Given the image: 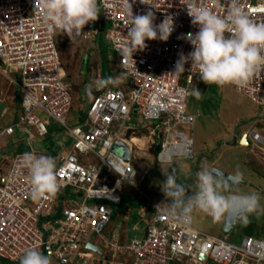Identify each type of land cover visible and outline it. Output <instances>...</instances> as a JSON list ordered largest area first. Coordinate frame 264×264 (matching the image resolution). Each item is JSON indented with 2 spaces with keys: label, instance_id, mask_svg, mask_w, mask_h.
<instances>
[{
  "label": "built area",
  "instance_id": "built-area-1",
  "mask_svg": "<svg viewBox=\"0 0 264 264\" xmlns=\"http://www.w3.org/2000/svg\"><path fill=\"white\" fill-rule=\"evenodd\" d=\"M129 2L134 14L153 12L157 25L173 16L175 30L167 42L146 41V49L123 58L117 49L128 40L127 0H100L102 27L111 24L105 38L116 54L117 75L106 85L98 83L104 78L95 82L97 93L89 106L80 104L75 109L74 82L67 76L60 51V43L70 38L47 28L39 0H0V74L16 88L12 100L17 93L22 98L18 120L0 124V140L21 133L30 146L26 152L50 156L47 148L36 146L37 137L50 133L48 118L61 128L57 144L65 147L55 156L62 188L57 195L40 199L31 195L30 173L23 164L26 152L18 151L16 145L14 153L0 154V258L18 263L26 249L37 248L60 264H264V239L245 235L236 243L230 240L233 229L217 236L196 228L193 218L187 223L171 220L165 208L141 189L151 163L161 169L177 158H194L189 131L194 117L188 100L200 75L198 69H191L190 61L186 71L174 72L180 53L193 51L183 37L199 29L187 13L188 0ZM196 2L222 17L227 15L229 0ZM239 2L253 21L264 23V0ZM99 37L95 21L73 38L88 53ZM230 86L264 107V70L247 87ZM84 110L81 120L79 113ZM263 132L252 128L243 135L264 160ZM134 137L138 144L132 142ZM118 143L129 151V160ZM157 144L161 150L156 160L145 162L144 146L150 151ZM136 159L140 163H133ZM125 184L146 197L144 208L150 213L143 228L133 227L142 232L133 239L108 231L113 211L107 203L122 204ZM66 190L72 195H66Z\"/></svg>",
  "mask_w": 264,
  "mask_h": 264
},
{
  "label": "clouds",
  "instance_id": "clouds-1",
  "mask_svg": "<svg viewBox=\"0 0 264 264\" xmlns=\"http://www.w3.org/2000/svg\"><path fill=\"white\" fill-rule=\"evenodd\" d=\"M142 2L147 3V0ZM39 5L43 9L47 28L53 33L63 32L71 40L83 34L90 22L97 21L101 12L100 0H39ZM186 6L192 24L199 30L183 37L193 46V51L187 55L180 53L174 73L186 71L185 65L190 61L191 69H198L201 80L206 84L218 87L234 85L237 88L250 85L258 73L264 70V23L253 21L239 0H229L224 17L198 4L196 0H188ZM127 9L124 23L128 40L117 49L123 58L128 55L133 58L135 52L146 49V41L167 42L175 30L171 15L157 25L153 12L134 14L129 0ZM38 10L36 6L35 11ZM112 80L108 78L98 83L106 85ZM192 94L198 97L199 91L193 90ZM243 134L235 133L234 144L240 143ZM245 142L244 145L242 142L240 144L252 149L247 138ZM156 152L158 154L159 151ZM23 164L30 173L33 199L59 193L62 184L58 180L57 163L53 157L26 152L23 154ZM161 170L166 177L161 190L168 202L164 213L171 220L187 223L195 212H202L214 222L225 221L229 215L248 222L250 216L264 214L261 195L239 188L243 179L239 172L235 174L238 179L229 181L205 167L195 173L194 185L187 186L178 182L174 171ZM156 210H160V205H157ZM20 264H52V259L37 248H29L21 256Z\"/></svg>",
  "mask_w": 264,
  "mask_h": 264
},
{
  "label": "rangeland",
  "instance_id": "rangeland-1",
  "mask_svg": "<svg viewBox=\"0 0 264 264\" xmlns=\"http://www.w3.org/2000/svg\"><path fill=\"white\" fill-rule=\"evenodd\" d=\"M96 24L100 31V37L91 47L90 52L86 53L84 51V44L74 38L72 40L65 39L60 43L63 66L65 67L67 76L74 82L75 109L79 108L80 104L85 103H87L88 107L92 95L97 93L95 82L103 78V60L105 62L106 78L115 80L114 77L117 74V67L115 65L116 54L112 50L111 44L105 38V34L111 24L107 23L102 27L100 16ZM110 69L113 71V74ZM14 76L18 77L17 74ZM200 81L202 80L198 77L196 85L194 84L191 87V95L188 100L189 111L194 117L192 130L188 129L194 138V158H177L174 163L162 164L160 168L165 169V171H174L178 182L184 183L187 186L194 185L193 178L195 173L205 167L211 169L217 168L228 175L234 176L239 172L245 180V182L239 183V188L244 192L259 193L262 198L261 203L264 204V181L262 179L257 182L256 180L260 179V177H257V174L254 175L252 170L244 165L243 157L246 156L245 151L247 147H242L240 143L234 144L236 132L241 134L252 128L263 132L264 122L261 117L264 115V107L255 105L230 85L218 87L202 81L204 88L200 92L197 87ZM15 89V86L4 75L0 74V124L3 126L14 123L18 120L21 113L20 103L12 100V96L16 92ZM193 90L199 91L198 97L192 94ZM73 114L76 115V112ZM46 121L49 124L50 133L43 138L37 137L36 146L39 148L55 146L56 150H51V157L55 159L58 150L65 148L57 144V141L61 138V134L58 135V132L61 133V128L48 118H46ZM70 123L74 124V122ZM22 141L19 133L10 137H4L0 140V154L14 153L17 143ZM68 145L69 142L66 144V148ZM236 146H239L241 149L236 148ZM143 150L146 151V155L148 156V161L145 162L151 163L153 160H156L157 152L153 151V149L148 151L149 149L146 148V145ZM19 151L22 150L19 149ZM133 163L138 164L140 161L136 159L133 160ZM156 167L151 163L152 169ZM153 172L154 175L147 178L142 184L141 189L162 207L167 208L168 202L161 190V184L166 180V177L161 169L159 171L154 170ZM252 177L255 180L251 179ZM225 179L228 180V178ZM256 186L261 189L260 192L254 188ZM124 187L126 193L124 195L125 202L123 208L130 210L132 214L129 213V215L131 214V218H133L126 227L127 238L141 237L142 232L134 231L133 227L136 224L140 229L145 226L144 220L150 215L144 208L147 199L144 196H138L137 192L130 185L125 184ZM66 193L68 196L72 195L69 190H66ZM113 211L114 217L112 218L113 222L110 228L115 231L116 235H120L122 227L121 214L127 211L124 212L125 210H121L119 206H114ZM114 222L116 223L115 226L113 225ZM225 223L226 220L214 222L211 217L202 212H195L193 214L194 226L212 235L224 236L226 234L224 232ZM245 235L264 239V214H261L259 217L252 215L249 217L248 222L238 219L236 226L230 234V240L238 243ZM100 247L103 250L107 249L105 243H101Z\"/></svg>",
  "mask_w": 264,
  "mask_h": 264
},
{
  "label": "crops",
  "instance_id": "crops-1",
  "mask_svg": "<svg viewBox=\"0 0 264 264\" xmlns=\"http://www.w3.org/2000/svg\"><path fill=\"white\" fill-rule=\"evenodd\" d=\"M198 87V86H197ZM261 119H263V122H264V115L263 117H261ZM260 121V120H259ZM264 131V130H263ZM20 136L22 137V142H20V144H17V150L19 151V149H21L22 151L21 152H26V151H29L30 150V146H28L25 142H24V139H23V135L21 133H19ZM23 145V146H22ZM237 145V144H236ZM241 145V144H240ZM233 146V145H232ZM242 146V145H241ZM240 146V147H241ZM244 148H246V146H242ZM48 151H51V150H54L55 149V146L54 147H46ZM54 148V149H53ZM236 148H239V146H236ZM241 149V148H239ZM246 152V156L243 157V160H244V165L249 167L253 174L256 175L257 177H260V179H257L256 181H260L263 179L264 181V160H263V156L261 153H259V151H253L252 152V149H250L249 147H247V150L245 151ZM52 153V151H51ZM51 153H50V156H51ZM203 156V155H202ZM148 157V156H147ZM187 169V167H186ZM243 177V176H242ZM251 179H254V177H252ZM193 180L195 181V176L193 178ZM255 180V179H254ZM245 182L244 179H242V182L240 183H243ZM256 188V190H258V192H260V188L259 187H254ZM129 213L132 214L131 211H127L126 213L124 214H121V220H122V227H121V232H120V236H122L123 238H127V225L130 223V221L133 219L131 218V214L129 215ZM113 222V221H112ZM112 224V223H111ZM110 224V225H111ZM115 222L113 223V225L115 226ZM137 226V224L135 225ZM108 231L109 232H114L115 231L113 229L110 228V226L108 227ZM119 236V235H118ZM101 248V247H100ZM100 252V251H98ZM0 264H20V262L18 263H13V262H10V261H7L5 259H1L0 258ZM53 264H60V263H53Z\"/></svg>",
  "mask_w": 264,
  "mask_h": 264
},
{
  "label": "water",
  "instance_id": "water-1",
  "mask_svg": "<svg viewBox=\"0 0 264 264\" xmlns=\"http://www.w3.org/2000/svg\"><path fill=\"white\" fill-rule=\"evenodd\" d=\"M15 98H16V99H15V102H17V103L21 102V99H22V98H21V96H20L19 93L16 94ZM243 140H246V136H243ZM242 143H243V141H242ZM117 147H119V148H123V149L125 150V159H126V160H129V159H130V153H129V151L126 149V147L124 146V144H123V143H118V144H117ZM155 150H156V151H160V150H161V145H160V144H157L156 147H155ZM213 170L215 171V173H216L217 175H220V176H223V177H225V178H228L229 181L234 180V179H238L236 176H234V175H228V174H226L225 172H223V171H221V170H219V169H217V168H213ZM240 182H242V180H241ZM237 220H238V218L233 217V216H231V215H229V216L227 217V219H226V223H225V227H224V232H225L226 234H228V233L231 232V230L233 229V227H234L235 224L237 223ZM87 247H88V248H92V249H94V250H99V248H97L96 246H94V245H92V244H88Z\"/></svg>",
  "mask_w": 264,
  "mask_h": 264
},
{
  "label": "trees",
  "instance_id": "trees-1",
  "mask_svg": "<svg viewBox=\"0 0 264 264\" xmlns=\"http://www.w3.org/2000/svg\"><path fill=\"white\" fill-rule=\"evenodd\" d=\"M102 60H103V58H102ZM103 63H102V65H103V78H104V80H107V78H106V73H105V62H104V60L102 61ZM111 70V69H110ZM112 71V70H111ZM117 72V71H116ZM112 74H113V71H112ZM117 75V74H116ZM204 85H203V82L202 81H200L199 83H198V89H199V91L200 92H202V90H203V87ZM83 95V94H82ZM80 115H79V119H81V120H83L84 118H85V116H86V111L84 110V111H81L80 113H79ZM153 151H155L154 149H153ZM156 152V151H155ZM154 170H156L155 168H153L152 170H151V172H150V175H149V177H152L153 175H154ZM153 179V178H152ZM125 187L123 188V193H122V197H123V201H122V204L121 205H118L120 208H121V210H125L124 212H126V211H130V210H127V209H125V208H123V206H124V202H125V197H124V195H125ZM66 195H67V193H66ZM108 204V206L112 209V211H113V207L114 206H117V205H114V206H112L113 204H110V203H107ZM128 209H129V207H128ZM124 214V213H123ZM112 217H114V211H113V216Z\"/></svg>",
  "mask_w": 264,
  "mask_h": 264
},
{
  "label": "bare ground",
  "instance_id": "bare-ground-1",
  "mask_svg": "<svg viewBox=\"0 0 264 264\" xmlns=\"http://www.w3.org/2000/svg\"><path fill=\"white\" fill-rule=\"evenodd\" d=\"M132 142H137V144L139 143V140L136 138V137H134V140L132 139ZM246 142H245V140H243V145L245 144Z\"/></svg>",
  "mask_w": 264,
  "mask_h": 264
}]
</instances>
